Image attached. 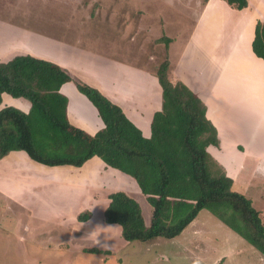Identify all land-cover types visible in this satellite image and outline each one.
<instances>
[{
    "label": "trees",
    "instance_id": "1",
    "mask_svg": "<svg viewBox=\"0 0 264 264\" xmlns=\"http://www.w3.org/2000/svg\"><path fill=\"white\" fill-rule=\"evenodd\" d=\"M227 2L238 9L247 5L245 0ZM252 51L264 61V23L255 25ZM168 66L164 60L155 68L162 104L153 115L150 138H144L120 107L57 65L28 55L0 63V104L5 93L31 105L28 114L12 107L0 109V159L23 151L44 166L80 168L97 157L131 177L149 208L146 224L134 195H109L103 219L120 227L124 241L176 238L200 211L207 210L264 259V222L251 201L232 190V179L210 173L206 148L218 145L216 130L205 117L203 103L191 91L172 86ZM68 82H74L98 112L103 128L93 136L71 126L66 118L67 99L59 89ZM90 216L79 215L78 221Z\"/></svg>",
    "mask_w": 264,
    "mask_h": 264
},
{
    "label": "crops",
    "instance_id": "2",
    "mask_svg": "<svg viewBox=\"0 0 264 264\" xmlns=\"http://www.w3.org/2000/svg\"><path fill=\"white\" fill-rule=\"evenodd\" d=\"M245 1L247 5L241 9L230 6L224 17H221L223 12L215 9L213 13H208L210 17L207 21L202 19L200 10L196 11V19L193 18L196 26L189 25L188 38L183 40V34L179 35L166 49L168 58L164 57L169 63L167 75L172 86L191 91L203 103L205 117L215 128L218 140V145H209L206 152L211 161L232 181L249 169L247 157L264 161V61L252 51L255 25L257 22L264 23V0ZM206 6H210L212 11L209 0ZM228 21L232 22L231 29ZM237 22L239 29L236 37L227 46L228 51L220 53L218 44L229 41V33L234 30ZM224 26V39L220 41L216 34ZM11 35L15 36L11 38ZM177 40V45L181 46L178 47V56L173 60L171 50ZM191 45L197 48L191 49ZM26 55L57 65L74 80L82 82L85 79L98 83H91L92 88L120 107L144 138H150L153 115L161 110L162 104L161 88L153 70L151 74L141 68L121 69L124 65L108 58V69L105 71L104 68V73L90 61L89 65L95 66L97 71L88 76L89 70L81 63L83 57L76 47L0 18V63L10 61L15 56ZM78 71L83 72L81 76L76 75ZM76 90L74 82L65 83L59 89V93L67 99L66 118L71 126L93 136L103 128V123L96 108L77 91L80 97ZM5 107L28 114L31 105L23 98H13L4 93L1 95L0 109ZM95 158L80 168L66 165L49 167L32 161L23 151L10 152L0 159L1 205L12 202L21 206L20 217L27 220L55 221L52 217L76 218L79 215L78 212L74 216L72 209L63 208L65 198L62 196L66 197L64 193L71 196L74 205H78L79 200L87 196L89 200H95L87 208L94 211V207L103 212L112 193L124 192L140 196L131 177L107 167L99 158V161L93 160ZM89 162H93L91 167L87 166ZM255 168H259L257 162L250 167L254 172ZM85 169L92 172L86 175L83 173ZM45 171L69 174L61 182L58 181L60 188L56 195L46 187L49 180L44 178ZM88 212L91 218L92 212ZM89 219L88 222H93ZM71 223L76 225L77 222L73 220Z\"/></svg>",
    "mask_w": 264,
    "mask_h": 264
},
{
    "label": "rangeland",
    "instance_id": "3",
    "mask_svg": "<svg viewBox=\"0 0 264 264\" xmlns=\"http://www.w3.org/2000/svg\"><path fill=\"white\" fill-rule=\"evenodd\" d=\"M207 1L0 0V12H4L0 18L76 47L83 57L81 63L89 70L88 76L97 71L95 66L89 65L90 61L103 72L104 68L105 71L108 69V58L124 65L121 69L141 68L155 73V67L164 57L168 58L167 50L171 42L181 34L186 40L189 25L196 26V11L200 10L204 21L209 20L208 13H213L215 9L224 13L221 17L227 14L230 7L227 0H209L212 11L210 6L207 8ZM232 20L235 22V18ZM228 24L231 29L232 22L228 21ZM235 24L234 30L229 33V41L218 44L220 53L227 52V46L236 37L239 24ZM223 28L225 26L216 34L220 41L224 39ZM161 39L166 42H160ZM177 43L178 40L172 45L173 60L178 56V47L181 46ZM191 47L197 48L194 45ZM82 73L78 71L76 75L81 76ZM76 78L82 80L81 77ZM82 83L89 84L91 88V83L98 84L85 79ZM259 161L247 157L249 169L233 181L232 190L249 199L252 208L259 212L264 222V161ZM256 162L259 168H255L254 172L250 167ZM92 165L93 162L87 164L88 167ZM208 167L213 176L225 174L212 161ZM91 172L88 169L83 171L86 175ZM67 175L60 171H45L44 178L49 180L46 187L56 195L59 193L60 180ZM136 192H140L137 186ZM63 195H66L62 196L65 198L64 209H72L74 216L78 212L79 215L89 213V210L92 217L88 219L93 222L78 223L82 222L77 220L78 214L76 218L52 217L55 221L27 220L20 217L21 206L12 202L1 205L0 201V264H264L263 256L256 248L207 210L200 211L185 230L171 240L155 238L147 242H126L121 237L119 226L104 222L103 211L87 208L95 200H89L86 196L79 200L78 205H74L70 195ZM134 198L141 205L144 220L148 224L147 204L140 196L134 195ZM73 220L78 225L71 223ZM97 228L104 230L98 237L100 242L96 244L94 239L87 236ZM89 249H93V253L84 252Z\"/></svg>",
    "mask_w": 264,
    "mask_h": 264
},
{
    "label": "clouds",
    "instance_id": "4",
    "mask_svg": "<svg viewBox=\"0 0 264 264\" xmlns=\"http://www.w3.org/2000/svg\"><path fill=\"white\" fill-rule=\"evenodd\" d=\"M104 229L97 228L95 229L91 234H89L87 237L94 239L95 243H99L100 241L98 240V237L100 236L101 232ZM106 246V245H105Z\"/></svg>",
    "mask_w": 264,
    "mask_h": 264
}]
</instances>
